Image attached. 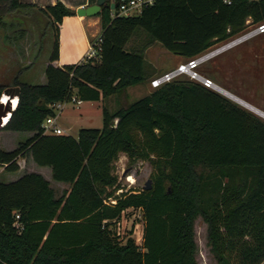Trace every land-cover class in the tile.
<instances>
[{
  "label": "trees",
  "instance_id": "1",
  "mask_svg": "<svg viewBox=\"0 0 264 264\" xmlns=\"http://www.w3.org/2000/svg\"><path fill=\"white\" fill-rule=\"evenodd\" d=\"M110 1L96 14L98 58L56 66L58 25L74 10L60 1L38 7L0 0V28L6 16L38 11L53 29L45 82L13 78L17 103L0 128L29 135L12 149L0 148V166L17 171L28 157L69 185L56 195L35 171L0 181V264H197L198 216L217 264L262 263L264 120L256 114L179 78L114 111L103 108L101 128L72 136L45 132L42 124L56 115L53 103L98 101L146 82L143 49H125L136 28L168 53L190 59L241 33L247 19L264 21V0H155L137 17H111ZM120 154L130 165H150V188L120 184L114 173ZM129 209L140 212V244L131 231L125 240L116 231Z\"/></svg>",
  "mask_w": 264,
  "mask_h": 264
},
{
  "label": "rangeland",
  "instance_id": "2",
  "mask_svg": "<svg viewBox=\"0 0 264 264\" xmlns=\"http://www.w3.org/2000/svg\"><path fill=\"white\" fill-rule=\"evenodd\" d=\"M4 20L5 27L0 28V85L4 86L0 91V97L6 94L4 93L6 88H14L12 81L15 76H18L20 81L30 84H42L45 82L44 67L47 63L53 40V29L48 22L47 16L38 11H33L28 15L14 13L6 16ZM222 43L224 42L216 43L202 53L200 56L213 54L193 68V71L198 76L209 80L219 87H221L219 81V62L221 58L219 54L225 50H216ZM240 44L247 48L249 54L246 53L243 59L237 56L236 61L235 58H231L229 63L233 67V70L230 74L233 76L232 78H235V75L239 76L237 74H240L237 72V69L245 67L244 70L246 71L241 73V76H244L241 77L239 82H244L245 91L250 96H243L246 99L244 102L264 113V33L258 34ZM125 49L128 51H142L143 49L145 69L148 73L151 70L156 71L155 74L148 78L146 82L129 86L121 93L107 96L98 101H81L80 104L71 101L64 103L62 111L57 112V122L63 126L61 128L67 134L75 136L80 128H101L103 124V108L114 111L122 105L141 98L152 89L149 85L151 79L177 69L181 65H187L193 59L181 58L180 56L168 53L158 42L150 41L148 33L141 27L135 29L131 38L126 43ZM236 67L239 68L236 69ZM179 78L191 79L204 85L203 82L185 72L180 73L174 79ZM207 87L211 88L210 86ZM221 94L224 95L223 93ZM6 95L8 96V94ZM224 96L256 114L241 103L226 95ZM14 97L17 99V96ZM256 115L259 116L258 114ZM259 117L264 120L262 116ZM27 136L26 133L14 135L11 131L0 128V148L5 150L12 149L18 141L25 139ZM19 168L17 171L8 172L0 166V181H10L13 177H19L23 172L34 171V168L36 171L44 173L46 170L44 167L33 164L28 157L22 158ZM150 172L151 167L147 162H137L130 165L123 154H120L118 160L114 163V173L117 175L120 184L124 186L126 185L125 178L130 173L134 174L132 186L139 187L146 185ZM63 190L54 188L56 195H60ZM130 231L134 239L142 234V219L138 210L129 209L121 221L119 228L121 240H125ZM194 239L197 246V264H217L209 252L206 224L200 216L196 217L194 221ZM136 242L139 244L140 240ZM260 264H264V261Z\"/></svg>",
  "mask_w": 264,
  "mask_h": 264
},
{
  "label": "crops",
  "instance_id": "3",
  "mask_svg": "<svg viewBox=\"0 0 264 264\" xmlns=\"http://www.w3.org/2000/svg\"><path fill=\"white\" fill-rule=\"evenodd\" d=\"M22 1L33 3L38 7H44L46 5H51L56 3L57 1H60L65 6L73 9L75 12L77 8L94 4L96 0H22ZM58 27H59V56L57 60L52 62V64L56 66H63L65 64H69L70 62L71 63L81 62L87 52L89 41L97 34H99L101 30L99 16L93 15V16L81 17L78 16L76 12L73 15H67L63 17ZM246 53L249 54L247 48L240 44L238 46L229 48L221 52V54H219L221 58L219 62L220 63L219 81L221 87L217 85L216 86L218 87L219 92L223 93L224 95L228 96L229 98H232L233 100L239 103L246 100L244 98L245 96L246 97L250 96L247 95V92L245 91L246 89H245V84H243L244 82L242 81L239 82L241 77L244 76V75L241 76V73L246 70H244L245 68L244 66L242 68L239 66L240 69H237L239 67H236L237 72H239L240 74H237L239 76L235 75V78H232L233 76H231L230 72L233 70V67L230 65L229 62L231 58L233 59L235 58L236 61L237 56H240L243 59V56ZM155 72L156 71L151 70L149 73L150 74L149 78L152 77L155 74ZM56 120H58V116ZM57 124L60 127H63L58 122ZM11 133L14 135H18V133L20 132L11 131ZM26 135L29 134L26 133ZM21 160L22 159L19 160V164ZM44 169H46L45 173L42 171H36L35 168L33 170L35 172L41 173L49 181L50 186L53 189L58 188L60 190H63L68 188L69 186L68 183L57 182L51 179V171L49 167H44ZM16 178L17 177H13V179L11 180H14Z\"/></svg>",
  "mask_w": 264,
  "mask_h": 264
},
{
  "label": "built area",
  "instance_id": "4",
  "mask_svg": "<svg viewBox=\"0 0 264 264\" xmlns=\"http://www.w3.org/2000/svg\"><path fill=\"white\" fill-rule=\"evenodd\" d=\"M224 1L228 4L230 3V0H224ZM111 2L114 4V7L111 8L109 5L110 16L114 17V16H131V15L138 14L144 7L152 5L155 2V0H117V1L111 0L110 3ZM261 33H264V21H262L260 23H251V20L247 19L246 20V26H245L244 30L241 33H239L238 35L233 36V37L223 41L224 43H222V45L219 48H217L216 51H223V50L232 48V47H234V46H236V45H238V44H240V43H242V42H244L250 38L257 36L258 34H261ZM101 43H102V38H101L100 33H99L89 41L88 49H87V52L85 54L84 60L97 59L99 56V53L101 51ZM200 57H202V56L199 55V56L191 59L187 65H181L177 69L171 70V71L166 72V73H164L158 77L151 79L149 82V85L152 88H155V87H158L165 82L173 80L175 77H177V75L182 73L180 71L181 67H185V66H188L190 64H194L196 62V60L199 59ZM195 67L196 66H194L193 68H195ZM193 68H192V71H193ZM204 85H206V84H204ZM1 99H2V97H0V101H1ZM71 102H74L76 104L81 103V101L76 99L75 97L71 98ZM63 105H64V102H57V103L51 104V106L54 108V110L56 112V115L55 116H49V117L45 118V120L42 124L45 132H51V133H55V134L66 133V131L57 124V120H56L57 116H58L57 112L61 111ZM11 109H14V106L13 107L11 106ZM1 125H3V121L1 123ZM133 175H134L133 173H130L126 176V178H125L126 185L124 186L122 184V186L125 189L135 187V186L131 185V184H133ZM119 191H121V189H119L116 193H118ZM108 201L111 203L114 202L113 200H108ZM18 217H19L18 214H16L15 218L17 219ZM120 225H121V220L119 222H117V226H116L117 234H120L119 233ZM141 236H142V234H140V236H137V238H135V241H139V240L141 241Z\"/></svg>",
  "mask_w": 264,
  "mask_h": 264
},
{
  "label": "water",
  "instance_id": "5",
  "mask_svg": "<svg viewBox=\"0 0 264 264\" xmlns=\"http://www.w3.org/2000/svg\"><path fill=\"white\" fill-rule=\"evenodd\" d=\"M105 1L106 0H96L94 4L81 7V8H77L75 12L78 16H81V17L96 15L100 11L101 6L105 3ZM110 7L111 8L114 7V4L112 2L110 3ZM137 16L138 14L134 15V17H137ZM18 91H19V88L16 86L14 88H6L4 90V93L8 94L9 99H11L12 97L18 95ZM12 110L13 109H11L10 102H7V104L0 102V126H3L1 125L3 121L2 120L3 117L6 116L7 113H11ZM150 184H151V180L148 179L146 182V185H144L143 188L144 189L150 188Z\"/></svg>",
  "mask_w": 264,
  "mask_h": 264
},
{
  "label": "bare ground",
  "instance_id": "6",
  "mask_svg": "<svg viewBox=\"0 0 264 264\" xmlns=\"http://www.w3.org/2000/svg\"><path fill=\"white\" fill-rule=\"evenodd\" d=\"M214 53H215V52H214ZM212 54H213V53H210V54H208V55H205V56L200 57L199 59L196 60V62H195L194 64H190V65H188V66L181 67V68H180V71L189 74L191 77L196 78V79H198L199 81H201V82H203L204 84H206L207 86H210L211 88H213V89L219 91V90H218V87H217L215 84H213L212 82H210V81L207 80V79L202 78L201 76H198L196 73H194V72L192 71V68H193L194 66H196V65L199 64L200 62L204 61L206 58H208V57H209L210 55H212ZM5 98H6V99H5ZM13 101L15 102L14 104H13ZM241 101H242V100H241ZM0 102H2V103H4V104H7V102H10V105H11L12 107H13V106L15 107V106H16V103H17V99H16L15 97H12L11 99H9V97H8L6 94H3L2 99H1ZM243 102H244V101H243ZM243 102H240V103L243 104L244 106H246L247 108L251 109L252 111H254V112H255L256 114H258L259 116H262V117L264 118V113H263V112H261L260 110H258V109H256V108L250 106L249 104H247V103H245V102L243 103ZM9 115H10V113H7V115L3 117V119H2V120H3V125L7 122L8 118H9Z\"/></svg>",
  "mask_w": 264,
  "mask_h": 264
},
{
  "label": "snow or ice",
  "instance_id": "7",
  "mask_svg": "<svg viewBox=\"0 0 264 264\" xmlns=\"http://www.w3.org/2000/svg\"><path fill=\"white\" fill-rule=\"evenodd\" d=\"M6 99V98H5ZM15 102L13 101V104H14Z\"/></svg>",
  "mask_w": 264,
  "mask_h": 264
}]
</instances>
